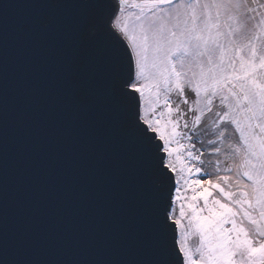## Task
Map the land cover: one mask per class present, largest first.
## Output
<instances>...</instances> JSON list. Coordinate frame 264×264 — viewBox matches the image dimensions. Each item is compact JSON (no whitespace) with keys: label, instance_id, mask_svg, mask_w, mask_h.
<instances>
[{"label":"snow or ice","instance_id":"snow-or-ice-1","mask_svg":"<svg viewBox=\"0 0 264 264\" xmlns=\"http://www.w3.org/2000/svg\"><path fill=\"white\" fill-rule=\"evenodd\" d=\"M0 264H264V0H0Z\"/></svg>","mask_w":264,"mask_h":264},{"label":"rangeland","instance_id":"rangeland-1","mask_svg":"<svg viewBox=\"0 0 264 264\" xmlns=\"http://www.w3.org/2000/svg\"><path fill=\"white\" fill-rule=\"evenodd\" d=\"M228 163H231V162L229 161ZM207 170H208V171H211V166H210V165L207 166ZM194 176H195V174H194ZM209 191L212 192V194H213L214 196L217 195L216 190H214V189H212V188H209ZM209 199H211V197H209ZM225 227H228V225H225ZM192 242H193V244H195V243H196V240L193 239Z\"/></svg>","mask_w":264,"mask_h":264},{"label":"water","instance_id":"water-1","mask_svg":"<svg viewBox=\"0 0 264 264\" xmlns=\"http://www.w3.org/2000/svg\"><path fill=\"white\" fill-rule=\"evenodd\" d=\"M9 2H11V0H9Z\"/></svg>","mask_w":264,"mask_h":264},{"label":"bare ground","instance_id":"bare-ground-1","mask_svg":"<svg viewBox=\"0 0 264 264\" xmlns=\"http://www.w3.org/2000/svg\"><path fill=\"white\" fill-rule=\"evenodd\" d=\"M212 170V169H211Z\"/></svg>","mask_w":264,"mask_h":264}]
</instances>
